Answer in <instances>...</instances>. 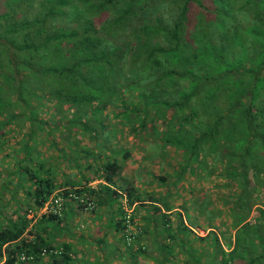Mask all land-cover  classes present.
I'll use <instances>...</instances> for the list:
<instances>
[{"label": "trees", "instance_id": "trees-1", "mask_svg": "<svg viewBox=\"0 0 264 264\" xmlns=\"http://www.w3.org/2000/svg\"><path fill=\"white\" fill-rule=\"evenodd\" d=\"M220 1L3 0L1 264H14L20 252L32 259L18 264H74L69 239L85 241L68 229L65 239L59 228L68 201L59 216L27 214L54 190L66 194L94 179L103 183L84 191L93 211L109 207V221L101 237L86 241L84 256L93 245L99 256L80 263L264 264V203L256 201L257 187L264 190V0H244L253 10L242 28L234 14L216 13ZM199 10L215 30L201 31L192 18ZM114 120L134 135L150 129V142L178 150L175 191L195 173L199 182L219 168L220 205L208 207L199 193L178 204L166 192L142 198L130 183L119 185L117 155L126 160L129 150L107 143ZM123 199L132 208L130 241ZM197 214L203 235L191 229ZM111 228L114 243L105 237Z\"/></svg>", "mask_w": 264, "mask_h": 264}, {"label": "rangeland", "instance_id": "rangeland-1", "mask_svg": "<svg viewBox=\"0 0 264 264\" xmlns=\"http://www.w3.org/2000/svg\"><path fill=\"white\" fill-rule=\"evenodd\" d=\"M241 2L244 3V0H221L220 5H217L218 8L216 7V13L218 12V10H222L225 14H227L228 12V15L234 14L236 19L240 20L238 26L242 28L245 25L244 22L247 19L246 14H248V10H253V5L244 3V8L246 7L244 9L239 7ZM2 3L3 0H0V10H2L4 7ZM203 8H207L205 3H203ZM208 9H210V4H208ZM192 16L194 20H198L199 18L198 24L201 28V31L212 32V30H215V26L217 25L216 23H213V18H210V14L199 10V12H194ZM216 16L217 18H223V16L221 15ZM227 17L225 19H222L224 23H227ZM207 22L209 25L207 24ZM24 129L25 128H23V130ZM110 129V132L112 134H115V137L109 138L107 143L116 150H120L121 148H126L127 150H129V156L126 160H122L121 156L117 155V160L123 167L121 169L120 179L117 180V182H119V185L120 183L123 184L124 182L130 183L137 190L138 196H141L142 198L146 197L147 195H153L154 193L160 194L162 196L164 195V192H166L168 195H170L171 201L175 204H178L182 199L186 200V203H189L190 201H192L194 196L199 193L200 197L203 196V201L205 202V204H207L208 207H210V205H220L219 202L223 199V195L226 193V189L219 186L222 183L219 168L214 166L212 173L205 176V178H203L199 182L196 179L197 175L195 173L192 178H190L189 185H187L186 183H182L181 186L178 185V188L175 191V188L169 187V184L171 175L175 170V163H177V160L179 159V157H181L176 148L171 145L162 146L159 142L153 140L152 142H150V136H148L151 133L150 129H146L144 130L145 132L134 135L128 132L127 128L125 126H122L121 123L116 120H114L113 122H109L107 130ZM83 140H85L87 144L90 142V146H92L93 142L90 141V138L86 134L83 135ZM72 171L74 173L73 169ZM158 175L164 176L161 183L154 179V177ZM101 183H103L102 180L100 183H97L96 187ZM191 188H193L194 193H191ZM257 191L258 197H256V201L264 203V190L261 186H258ZM68 208H73L75 210L72 216L73 220H76L73 223L69 222L70 224H66L68 230H75L76 227L79 226L80 222H82L83 225H88L87 220L91 219L90 215L94 214V208L90 211H83L75 205H68L67 209ZM36 211H32V213L35 215ZM32 213L29 212L27 214V217H31ZM83 214H86V217H82ZM219 214L220 215H216L214 218H212V221H214L216 225H218L219 221H222L225 218L224 214H221V212ZM192 217L193 218L191 219L195 223L191 226V229L196 234L203 235L206 230L204 216L197 214L193 215ZM64 224L65 221L63 220L59 224V228L63 229ZM214 228L215 227H213V229ZM63 235L65 239H69V236H66L65 233H63ZM71 239L73 240L72 237ZM88 245L89 244L87 243H82V246H79V248L86 251ZM76 247L78 248V246Z\"/></svg>", "mask_w": 264, "mask_h": 264}, {"label": "built area", "instance_id": "built-area-1", "mask_svg": "<svg viewBox=\"0 0 264 264\" xmlns=\"http://www.w3.org/2000/svg\"><path fill=\"white\" fill-rule=\"evenodd\" d=\"M100 179H95L93 181H89L86 185L80 186L77 188H70L66 194H64L61 190H54L47 199L41 204V206L37 209L35 216L41 213L50 212L52 214L60 215L62 213V207L65 203V200L69 201V203L75 205L76 207L81 208L83 211H90L95 207V200L92 196H88L84 189H96L97 183H100ZM77 190V191H75ZM122 216H123V231L125 233V240L130 241L132 236L129 235V232L132 231V226L130 224V215L132 208L127 206L125 200H122ZM32 213V212H31ZM33 215V213H32ZM31 215V216H32ZM34 218V217H33ZM52 253H56V250H52ZM50 253L49 250L41 249L40 255L47 256ZM32 256L30 254H26L24 252H20L18 254L17 260L14 264H18L19 261L31 260ZM1 264V263H0Z\"/></svg>", "mask_w": 264, "mask_h": 264}, {"label": "crops", "instance_id": "crops-1", "mask_svg": "<svg viewBox=\"0 0 264 264\" xmlns=\"http://www.w3.org/2000/svg\"><path fill=\"white\" fill-rule=\"evenodd\" d=\"M100 185L101 184H99L97 187H99ZM109 186H110V184H109ZM147 203H149V202H147ZM66 205H73V204L69 203V201H68V203ZM101 205H107L108 206V205H115V203L106 202V204H101ZM108 208L107 207L105 208L104 206H101L99 208L98 207L95 208L94 214L90 215L91 219L87 220L88 225H85V224L83 225L82 222H80L79 226H77L75 230L69 229V231H72L76 235L81 234L82 237H84V241H85L83 243H86L87 239H88V241H93L94 239L101 237L103 231L106 229L105 224L107 221H109V219H108L109 218V215H108L109 209ZM66 212H67V218L65 219V224L63 226V229H61L63 231V233L67 229L66 224H70L69 222L73 223L76 221V220L75 221L73 220V216H72L75 212V210L73 208H68ZM82 217H86V214H83ZM116 234L117 233L115 232V230L113 228H111L105 236L106 240L110 243L111 242L114 243L115 238H116ZM76 240H77L76 237L73 238V240L69 239V241L73 243L72 249L78 251V256L75 258L74 264L78 263L80 261V258H82L84 256L83 252H86L84 249L79 248V246H82V245L79 244L78 241H76ZM57 242L58 241H55V243H57ZM76 246H78V248ZM90 249H91V254L90 255L85 254L84 258L91 259V256H93V255L99 256L98 253L95 251L96 250L95 245L91 246ZM81 251H83V252H81ZM112 256L114 257L115 254H112ZM79 264H82V263L79 262Z\"/></svg>", "mask_w": 264, "mask_h": 264}]
</instances>
